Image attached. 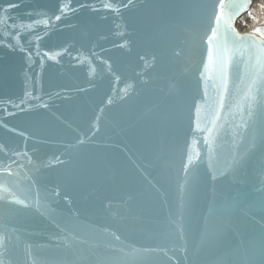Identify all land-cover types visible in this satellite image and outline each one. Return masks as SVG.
Instances as JSON below:
<instances>
[{"label": "water", "instance_id": "1", "mask_svg": "<svg viewBox=\"0 0 264 264\" xmlns=\"http://www.w3.org/2000/svg\"><path fill=\"white\" fill-rule=\"evenodd\" d=\"M243 2L234 29L264 40L237 27ZM217 3L0 0V168L17 173L0 183L31 197L0 199L6 264H248L264 247V89L253 123L247 51L204 121L222 92Z\"/></svg>", "mask_w": 264, "mask_h": 264}, {"label": "snow or ice", "instance_id": "2", "mask_svg": "<svg viewBox=\"0 0 264 264\" xmlns=\"http://www.w3.org/2000/svg\"><path fill=\"white\" fill-rule=\"evenodd\" d=\"M131 0H129V3ZM19 7L17 3H9L7 8L13 9ZM246 7V3L243 0H218V3L214 6L213 10V22L214 26L211 27V34L207 37L208 45V61L209 63L214 64L221 73V85L220 88L222 92L218 91L217 95L219 100L217 102L206 104L204 106V121L205 124H211L215 127V119L217 116L216 113V104H219V107H223L224 104V94L227 93V68L232 62V56L236 53H239L241 56L244 55L245 51L248 52V59L251 62L255 60L253 65V78L249 84L248 92L246 94V99L249 101V119L254 123V114L256 108L261 104V91L264 89V40H258L255 36L244 35L241 36L233 27V19L236 15L239 14L241 10ZM7 11V10H5ZM10 17L0 16V26H3L4 29L8 27L7 20ZM60 17L57 16L56 19ZM20 28L26 27L25 25H20ZM27 27H30L28 25ZM12 29H16L17 25H11ZM11 32H5V36H11ZM14 40L19 42V35L12 37ZM11 47V45H8ZM200 109H197V115L199 117ZM199 127V122L197 123ZM245 128L248 127V124L244 125ZM211 131L212 129H207ZM256 147L255 137L253 136L251 143L248 146L246 151H252ZM2 150V146H0ZM238 163L237 160H232L226 163L225 168L221 171V175L226 172H229L233 169L235 164ZM193 164V159L191 156L188 157L187 162L184 165V172L186 175V183L184 185L185 192L189 189V184L187 183V176L189 173L190 166ZM215 171V170H214ZM0 172L7 173L10 177L17 175L13 173L9 168H0ZM212 179H216V176L213 175ZM17 192L23 195V199L17 195ZM58 194V193H57ZM6 197H11V203L28 207L31 197L20 188L18 182L9 180L4 183H0V199H5ZM36 205L39 207V201H35ZM183 206V203H182ZM183 219V217H181ZM181 233L183 228L180 229ZM115 240H119L118 236L112 234ZM5 237L0 235V247L4 244ZM0 264H6V262L0 258ZM248 264H264V247H262L259 253L253 252L248 260Z\"/></svg>", "mask_w": 264, "mask_h": 264}, {"label": "bare ground", "instance_id": "3", "mask_svg": "<svg viewBox=\"0 0 264 264\" xmlns=\"http://www.w3.org/2000/svg\"><path fill=\"white\" fill-rule=\"evenodd\" d=\"M236 24L241 31L264 36V0H251L248 10L239 16Z\"/></svg>", "mask_w": 264, "mask_h": 264}]
</instances>
